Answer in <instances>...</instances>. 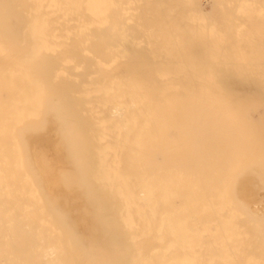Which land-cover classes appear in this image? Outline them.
Wrapping results in <instances>:
<instances>
[{"label": "bare ground", "instance_id": "1", "mask_svg": "<svg viewBox=\"0 0 264 264\" xmlns=\"http://www.w3.org/2000/svg\"><path fill=\"white\" fill-rule=\"evenodd\" d=\"M255 188L264 0H0V264H264Z\"/></svg>", "mask_w": 264, "mask_h": 264}, {"label": "rangeland", "instance_id": "2", "mask_svg": "<svg viewBox=\"0 0 264 264\" xmlns=\"http://www.w3.org/2000/svg\"><path fill=\"white\" fill-rule=\"evenodd\" d=\"M258 189V188H257ZM256 188L253 190V193H252V195L248 198V200H247V203L249 204V205H251V207H253V208H255L256 206H257V208H255V209H259V210H261V209H263L264 208V203H262V202H264V196L262 195V193H261V195H260V192L258 193V191H260V189L259 190H257ZM254 191H255V193H254ZM262 191V190H261ZM260 195V196H262L261 198L263 199V201H262V199L260 198V196L258 195V194ZM264 193V192H263ZM252 197H254V198H252ZM259 199L260 198V200H258L257 198ZM253 199V201H254V203H253V201H252V199ZM256 200H258V201H261V202H258V201H256ZM252 201V202H251ZM251 202V203H250ZM260 203V205L261 206H259L258 205V203ZM257 203V204H256ZM262 203V204H261ZM256 205V206H252V205ZM259 207V208H258ZM260 207H262V208H260ZM93 243V242H92Z\"/></svg>", "mask_w": 264, "mask_h": 264}]
</instances>
